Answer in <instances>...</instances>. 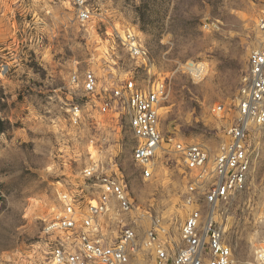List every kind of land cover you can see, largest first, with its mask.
I'll return each mask as SVG.
<instances>
[{"label": "rangeland", "instance_id": "374dc122", "mask_svg": "<svg viewBox=\"0 0 264 264\" xmlns=\"http://www.w3.org/2000/svg\"><path fill=\"white\" fill-rule=\"evenodd\" d=\"M88 3L94 17L82 25L61 0H0V264L44 262L46 226L63 209L62 192L85 188L84 171L93 165L124 182L136 209L122 215L114 208L102 222L111 230L132 225L141 242L159 221L178 245L189 173L172 146L199 142L214 152L235 120L250 53L264 41L257 28L264 0ZM128 32L139 37L146 61L123 47ZM86 71L103 87L132 77L164 84V143L151 178L133 160L137 142L127 122L117 111L102 114L99 97L83 92ZM219 105L223 114L213 111ZM252 143L248 187L218 217L239 264H264V126ZM138 250L130 264H156L151 251Z\"/></svg>", "mask_w": 264, "mask_h": 264}, {"label": "built area", "instance_id": "2783aa9c", "mask_svg": "<svg viewBox=\"0 0 264 264\" xmlns=\"http://www.w3.org/2000/svg\"><path fill=\"white\" fill-rule=\"evenodd\" d=\"M61 1L74 9L80 24L93 19L88 0ZM257 28L264 36V14ZM121 39L132 58L148 59L136 34L128 32ZM78 80L77 75L72 77L73 83ZM82 90L87 97H99L102 114L117 111V116L127 122L137 142L133 160L142 177L151 178L154 160L164 143L159 112L166 92L164 84H140L132 77L103 87L94 72L86 71ZM235 107V120L224 130L214 152L199 142L176 141L172 146V152L189 173L184 199L187 217L178 245H172L159 221L151 222L141 242L132 225L124 223L119 230H111L102 222L101 217L114 208L122 215L133 214L136 209L124 182L116 174H107L93 165L84 171L85 188L62 192L63 209L46 226L49 250L42 264H130L138 248L151 251L156 264H239L218 217L234 195L246 190L255 163L252 139L255 131L264 126V41L250 53ZM224 110L219 105L213 111L223 114ZM72 111L78 122L79 107ZM259 260L264 261L263 255Z\"/></svg>", "mask_w": 264, "mask_h": 264}, {"label": "bare ground", "instance_id": "6f19581e", "mask_svg": "<svg viewBox=\"0 0 264 264\" xmlns=\"http://www.w3.org/2000/svg\"><path fill=\"white\" fill-rule=\"evenodd\" d=\"M161 110V109H160Z\"/></svg>", "mask_w": 264, "mask_h": 264}]
</instances>
